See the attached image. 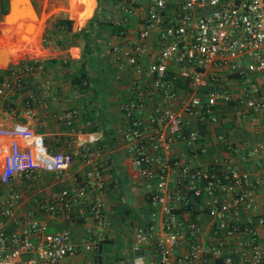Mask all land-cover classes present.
Returning a JSON list of instances; mask_svg holds the SVG:
<instances>
[{"label": "built area", "instance_id": "obj_1", "mask_svg": "<svg viewBox=\"0 0 264 264\" xmlns=\"http://www.w3.org/2000/svg\"><path fill=\"white\" fill-rule=\"evenodd\" d=\"M135 1L122 3V12H132ZM112 17V23H120L121 19ZM151 34L155 35L157 52L153 59L144 61L145 42ZM110 50L119 66L127 62L136 75L132 96L120 104V109L128 117L125 135L131 161L144 179L149 201L159 203L162 212L158 231L154 227L155 209L149 211L145 225L135 228L129 244L132 263L231 264V253L238 251L236 264H264V247L256 234V228L264 225V214L240 218L242 210L258 209L254 190L263 178L250 177L248 171L239 169L228 158L214 157L207 167L196 168L181 156H159L180 134L190 153L200 149L197 127L184 133H170L163 128L166 123L183 126L184 114L216 122L218 110L229 109L235 122L246 120L264 130V93L256 76L264 74V0H183L170 12L165 0H146L135 40L127 46L112 44ZM25 67L29 66L12 71L16 82ZM178 80L187 83L186 95H177ZM157 97L163 99V104H156L147 113L153 128L145 136L143 119L132 111H141ZM173 101H177V109L168 106ZM219 138L227 149L243 150L245 156L261 146L248 147L244 142L233 146L227 134ZM150 150L157 153L151 154ZM77 153L92 166L80 183L76 180L74 192L83 198L88 196L87 210L99 221L103 177L96 161L98 149L82 143ZM0 154V264H62L65 256L77 252L69 234L48 230L47 223L36 217L16 216L14 209L22 197L18 184L32 179L40 170L60 173L68 166L70 153L48 151L42 136L19 122H0ZM170 170L173 184L167 188ZM70 194L67 188L53 191L48 199L36 200L35 208L68 215ZM196 200L210 218V232L205 239L200 237L199 220L185 215L181 218L174 210L184 206L191 213ZM153 234V251L141 250ZM179 244L182 247L177 250ZM245 248L249 249L248 255L243 252Z\"/></svg>", "mask_w": 264, "mask_h": 264}, {"label": "crops", "instance_id": "obj_2", "mask_svg": "<svg viewBox=\"0 0 264 264\" xmlns=\"http://www.w3.org/2000/svg\"><path fill=\"white\" fill-rule=\"evenodd\" d=\"M127 1H102V7L106 8L107 12L111 11V17L99 18L111 20L114 16L121 19L120 23L116 24L120 26L118 31L111 30L110 25L97 24L95 20L88 22L96 0L75 1L83 5L81 19L74 21L75 7L70 8L68 26L62 32L61 40L51 37L53 33L50 34L46 30L45 18L39 21L37 12L38 18L34 25L28 26L31 30L28 33L21 26L24 20L21 18L14 19L6 27L7 30L14 27L23 35L14 37L16 41L12 42L8 50L9 55L12 54L14 58L0 66V122L3 125L19 122L39 133L48 151L68 152L71 155L68 166L60 173L40 170L32 179L18 184L22 197L14 213L16 216L36 217L47 223L48 230H64L69 234L77 252L65 256L62 264H84L82 254L84 250L89 249L93 252L90 256L92 264H133L132 252L128 246L133 239L135 228L146 224L151 209L156 211L155 231H158L161 225L162 212L159 203L152 204L149 201L144 179L131 161L132 152L128 148L129 141L125 135L128 117L120 109V104L132 96L136 75L127 62L123 61L119 66L110 50L112 44L127 46L135 40L145 13L146 0H136L132 4V12L123 13L121 6ZM182 1L165 0V8L170 12ZM7 4L8 10L9 0ZM43 38L44 41L38 43V40ZM154 38L155 35L151 34L146 39L144 61H149L156 55L157 45ZM85 40L87 50L82 57ZM59 42L60 47L57 46ZM1 48L0 58L3 61L8 58V53L4 46ZM81 59L85 76L80 83L74 77L82 69ZM19 66L29 67H25L19 82H16L12 71ZM169 66L176 68L174 63ZM256 76L264 93V74ZM4 81L7 85H2ZM175 85L178 96L187 94L189 87L185 81L178 80ZM156 104L162 105L163 99L157 97L155 101H149L141 111H132L143 119L142 133L145 136L149 135L153 128V123L147 120V113ZM168 106L177 109V101ZM217 114L216 122L208 117L184 114L186 122L183 126L166 123L163 128L170 133H184L192 126L197 127L200 149L190 153L180 134L173 139L167 151L159 152L160 159L181 156L196 168L207 167L214 157L231 159L239 169L248 171L250 177L263 178L254 190V201L258 209L242 210L240 218L264 214V130L246 120L235 122L229 109L220 108ZM221 134H227L233 146L242 142L248 147L257 144L261 146L252 155L245 156L243 150L227 149L219 138ZM82 143L97 147L96 161L102 167V216L99 221L87 210L90 188L87 189L86 198L74 192L76 180L80 183L85 171L92 166L90 161L83 160L77 153V148ZM150 153L157 152L150 150ZM172 175L173 171L170 170L166 177L167 188L173 184ZM62 188L71 191L72 205L68 215H55L35 208L36 200L48 199L51 192ZM90 192H93V189ZM174 210L181 218L185 215L199 220L200 237L207 238L210 232V218L201 209L198 200L195 201L191 213L186 212L184 206L174 207ZM256 234L258 243L264 247V225L256 228ZM153 240L154 234L141 246V250L153 251ZM124 241H127L125 247ZM86 245L88 247H85ZM181 247L179 244L176 249ZM243 252L248 255L249 249L245 248ZM239 256L238 251H233L231 264H236Z\"/></svg>", "mask_w": 264, "mask_h": 264}, {"label": "rangeland", "instance_id": "obj_3", "mask_svg": "<svg viewBox=\"0 0 264 264\" xmlns=\"http://www.w3.org/2000/svg\"><path fill=\"white\" fill-rule=\"evenodd\" d=\"M30 1H31L32 6L35 8L36 12L38 13L39 21H42L43 18H45L44 20H45V23H46L47 27H50V23H51V21L53 20V18L55 16H62V17H66L68 19V16H69V13H70L69 12V10H70L69 0H30ZM102 1L104 2V1H108V0H96V6H94L95 7L94 10H95V13H96L97 17L98 18L99 17H104V18L111 17V13H110L111 11L107 12V9L102 7V5H103ZM3 14L4 13H2L0 15V19L2 18ZM17 18L24 19L23 22L21 23L22 27H24V25L26 24L27 20H29V21L30 20H32V21L35 20L31 16H29L28 13H25V12H22V11L18 12L14 19H17ZM14 19L11 20V21H14ZM11 30H13V31L17 30L18 31V29L14 28V27H12L10 30L5 29V31L7 32L8 35L6 37H1V39H0V48H1V46H4V48L7 49V53H8V50L10 49V46H11L12 42L16 41V39L13 36L10 35ZM64 30L65 29L58 31L55 34H52L51 37L52 38H57L58 40L59 39L61 40L62 39L61 38L62 37V32H64ZM30 31H31L30 29L25 30V32H27V33L30 32ZM57 44H59L57 46L60 47V42L57 43ZM13 58H14V56H12V54L9 55V53H8V58L6 59V63H8ZM6 63L5 62L2 63V59L0 58V66L5 65ZM126 242L124 241V243H123L124 247L126 245ZM127 246H128V244H127ZM92 253L93 252H92L91 249L83 251V254H82L83 257L82 258H83L84 264L85 263L86 264H92L90 262V256H91Z\"/></svg>", "mask_w": 264, "mask_h": 264}, {"label": "water", "instance_id": "obj_4", "mask_svg": "<svg viewBox=\"0 0 264 264\" xmlns=\"http://www.w3.org/2000/svg\"><path fill=\"white\" fill-rule=\"evenodd\" d=\"M18 3H19V5H18ZM21 11L28 13L29 16H31L35 20L38 18L37 14H36V10L32 6L30 0H9L8 10L3 14L2 18L0 19V24H2V25H0V39H1V37H6L8 35L7 32L5 31L7 25H9V23L12 22L11 20H13L15 18L17 13L21 12ZM35 20H33V21L27 20L26 24L23 27V30H27L28 26H30L31 24L34 25ZM4 23H5V25H4ZM10 35L13 37H17V36H22L23 34L21 32H19V30L18 31L17 30L16 31L11 30ZM4 62L6 63V59L2 61V63H4Z\"/></svg>", "mask_w": 264, "mask_h": 264}, {"label": "trees", "instance_id": "obj_5", "mask_svg": "<svg viewBox=\"0 0 264 264\" xmlns=\"http://www.w3.org/2000/svg\"><path fill=\"white\" fill-rule=\"evenodd\" d=\"M7 0H0V15L2 13H5L7 11ZM14 13V12H13ZM93 20H95L97 22V24H105V25H110V29L113 30V31H118L120 29V26L112 23L110 20H103V19H97V15L95 13V10L92 12V14L89 16L88 18V22H92ZM67 26H68V19L66 17H62V16H55L53 18V20L51 21L50 23V27H47L46 30L48 31V33H57L58 31L60 30H63V29H67ZM87 50V41L85 40L84 41V45H83V52H82V57H83V54L84 52ZM83 60L81 59L80 61V67H82V69L79 71V74L76 75L74 77V79L76 78L78 81H80L81 83V80H83V77L85 76V71L83 69Z\"/></svg>", "mask_w": 264, "mask_h": 264}, {"label": "bare ground", "instance_id": "obj_6", "mask_svg": "<svg viewBox=\"0 0 264 264\" xmlns=\"http://www.w3.org/2000/svg\"><path fill=\"white\" fill-rule=\"evenodd\" d=\"M76 0H69V5L70 8L75 7V15L73 16L74 21H79L82 16V10H83V5L81 3H75ZM44 41L43 39H39L38 43H41ZM3 50V48H1Z\"/></svg>", "mask_w": 264, "mask_h": 264}]
</instances>
